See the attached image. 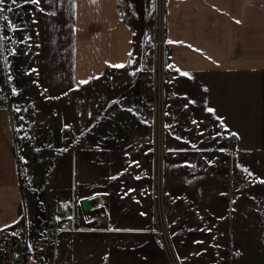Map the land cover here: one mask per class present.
Here are the masks:
<instances>
[{"label": "rangeland", "instance_id": "obj_1", "mask_svg": "<svg viewBox=\"0 0 264 264\" xmlns=\"http://www.w3.org/2000/svg\"><path fill=\"white\" fill-rule=\"evenodd\" d=\"M166 1L128 17V64L82 85L22 61L19 23L0 4V106L23 192L15 226L57 223L56 264H264V155L231 146L199 86L169 68Z\"/></svg>", "mask_w": 264, "mask_h": 264}, {"label": "crops", "instance_id": "obj_2", "mask_svg": "<svg viewBox=\"0 0 264 264\" xmlns=\"http://www.w3.org/2000/svg\"><path fill=\"white\" fill-rule=\"evenodd\" d=\"M153 2L10 0L8 18L20 26L22 61L66 70L82 85L128 64L135 42L128 17L140 20ZM164 17L169 68L199 86L197 101L237 134L238 151L264 155V0H167ZM13 149L10 113L0 106V229L17 224L23 204Z\"/></svg>", "mask_w": 264, "mask_h": 264}, {"label": "built area", "instance_id": "obj_3", "mask_svg": "<svg viewBox=\"0 0 264 264\" xmlns=\"http://www.w3.org/2000/svg\"><path fill=\"white\" fill-rule=\"evenodd\" d=\"M236 146L238 136H229ZM61 230L49 217L30 230L14 226L0 229V264H56Z\"/></svg>", "mask_w": 264, "mask_h": 264}, {"label": "water", "instance_id": "obj_4", "mask_svg": "<svg viewBox=\"0 0 264 264\" xmlns=\"http://www.w3.org/2000/svg\"><path fill=\"white\" fill-rule=\"evenodd\" d=\"M101 202H102L101 198L96 197V198L83 201L82 206L85 210H88L90 208L99 206Z\"/></svg>", "mask_w": 264, "mask_h": 264}, {"label": "snow or ice", "instance_id": "obj_5", "mask_svg": "<svg viewBox=\"0 0 264 264\" xmlns=\"http://www.w3.org/2000/svg\"><path fill=\"white\" fill-rule=\"evenodd\" d=\"M12 2L15 3V0H12ZM31 2L34 3V4H36V5H39L40 4V0H31ZM0 4H3V0H0ZM41 11H43V9H41ZM12 27L15 28L16 25L13 24ZM13 51H15V49H13ZM120 66L122 67L123 64H121ZM170 67H171V65H170ZM185 75H187V73H185ZM84 82L86 83L87 81H84ZM13 91H15V89H13Z\"/></svg>", "mask_w": 264, "mask_h": 264}]
</instances>
